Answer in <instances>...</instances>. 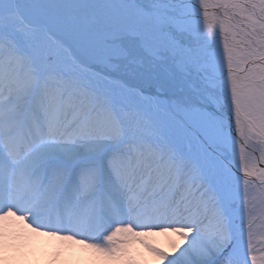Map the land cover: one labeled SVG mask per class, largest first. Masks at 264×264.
Segmentation results:
<instances>
[{
	"label": "snow or ice",
	"instance_id": "snow-or-ice-1",
	"mask_svg": "<svg viewBox=\"0 0 264 264\" xmlns=\"http://www.w3.org/2000/svg\"><path fill=\"white\" fill-rule=\"evenodd\" d=\"M11 218L264 264V0H0V259Z\"/></svg>",
	"mask_w": 264,
	"mask_h": 264
},
{
	"label": "bare ground",
	"instance_id": "bare-ground-1",
	"mask_svg": "<svg viewBox=\"0 0 264 264\" xmlns=\"http://www.w3.org/2000/svg\"><path fill=\"white\" fill-rule=\"evenodd\" d=\"M28 223L30 221L22 222L15 218L8 221L7 247L0 264H48V258L53 254H56L57 260L53 264H103L102 260L94 257L92 251L83 245L51 237L46 234L47 230L33 232L27 226ZM150 240L171 251V243L178 241L179 237L173 233H158ZM129 249L130 259L139 261L140 264H156L153 254L139 242H131ZM120 264H128V260H122Z\"/></svg>",
	"mask_w": 264,
	"mask_h": 264
},
{
	"label": "rangeland",
	"instance_id": "rangeland-1",
	"mask_svg": "<svg viewBox=\"0 0 264 264\" xmlns=\"http://www.w3.org/2000/svg\"><path fill=\"white\" fill-rule=\"evenodd\" d=\"M257 247H258V248H262V247H264V243H260V242H258V243H257ZM166 250H167V249H166ZM167 251H169V250H167ZM54 257H55V255H51V256L48 258V261H49L48 264H53L54 262L57 261V260L54 259Z\"/></svg>",
	"mask_w": 264,
	"mask_h": 264
}]
</instances>
